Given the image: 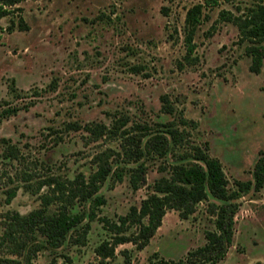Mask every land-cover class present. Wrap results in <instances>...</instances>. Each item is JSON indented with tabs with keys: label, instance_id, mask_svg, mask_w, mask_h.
<instances>
[{
	"label": "rangeland",
	"instance_id": "obj_1",
	"mask_svg": "<svg viewBox=\"0 0 264 264\" xmlns=\"http://www.w3.org/2000/svg\"><path fill=\"white\" fill-rule=\"evenodd\" d=\"M206 1L26 0L8 7L11 14L0 20V218L9 210L27 214L41 205L39 194L22 186V171L31 168L42 179L52 172L89 174L97 153L120 149L118 138H96L84 128L69 131L68 125H109L121 115L129 125L180 116L193 120L196 128L186 127L190 141L208 143L230 186L253 181V168L264 152V66L261 73L250 71L248 43L240 41L234 23L221 17L222 11L240 15L249 1ZM199 3H206L205 15L194 38L197 60L189 63L186 15ZM163 96L175 115L163 109ZM10 106L28 108L2 118ZM3 138L20 149L18 160L3 157ZM146 163L147 184L138 190L129 176L105 184L102 215H124L148 196L150 185L165 172L163 160ZM14 185L21 188L7 204L6 191ZM239 202L234 242L219 264H264V189L252 188ZM213 228L206 203L189 219L170 210L130 264H148L155 252L180 259L204 245L206 231ZM102 234L95 222L86 246L70 245L57 256L42 251L34 264H88L96 259ZM133 247L127 243L118 251ZM6 253L0 248V256Z\"/></svg>",
	"mask_w": 264,
	"mask_h": 264
},
{
	"label": "trees",
	"instance_id": "obj_2",
	"mask_svg": "<svg viewBox=\"0 0 264 264\" xmlns=\"http://www.w3.org/2000/svg\"><path fill=\"white\" fill-rule=\"evenodd\" d=\"M22 1L26 0H0V20L11 14L8 7ZM248 1L240 15L222 11L221 17L238 27L240 41L248 43L250 71L258 74L264 66V0ZM212 2L219 4V0L206 1ZM206 3L194 5L186 15L185 60L189 63L197 60L194 38L203 21ZM11 90L17 91L14 86ZM162 101L165 112L175 115L165 96ZM23 108L28 107L10 106L2 111L1 117L16 116ZM115 117L109 125L83 127L71 123L67 127L69 131L84 128L96 138L113 136L121 142L116 153L106 150L97 153L93 157L95 168L89 174L80 172L74 177H63L52 172L42 179L31 168L22 171V186L39 194L41 205L27 214L9 210L0 218V248L7 250L0 256V264H34L42 251L57 256L59 250L70 245L86 246L95 222L100 225L103 237L94 248L96 259L88 264H130L134 252L150 244L168 211L175 210L182 219H189L201 203H206L214 223V228L205 233L206 243L177 260L155 252L148 258V264H219L225 259L234 242L240 198L252 188L264 189V152L253 168V181L237 180L231 187L222 162L211 154L208 143L190 141L191 131L186 127L196 128L195 121L180 116L153 125L142 122L129 125L128 117ZM2 141L3 157L18 160L20 149L6 138ZM149 159L163 160L161 170L165 174L150 185L148 196L124 215H102L101 208L107 203L101 193L105 184L121 182L129 176L132 188L138 190L147 184ZM20 188L14 185L6 191L7 204L12 203ZM43 188L48 190L40 194ZM127 243L134 247L118 251L119 246Z\"/></svg>",
	"mask_w": 264,
	"mask_h": 264
}]
</instances>
